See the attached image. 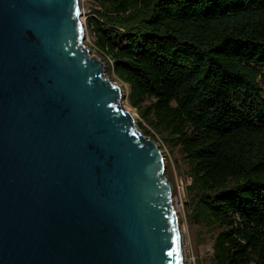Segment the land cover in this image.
Listing matches in <instances>:
<instances>
[{"label": "water", "instance_id": "water-1", "mask_svg": "<svg viewBox=\"0 0 264 264\" xmlns=\"http://www.w3.org/2000/svg\"><path fill=\"white\" fill-rule=\"evenodd\" d=\"M80 17L0 0V264H183L162 153Z\"/></svg>", "mask_w": 264, "mask_h": 264}, {"label": "trees", "instance_id": "trees-1", "mask_svg": "<svg viewBox=\"0 0 264 264\" xmlns=\"http://www.w3.org/2000/svg\"><path fill=\"white\" fill-rule=\"evenodd\" d=\"M90 1L92 48L138 129L179 148L201 221L221 230L215 263L264 264V0Z\"/></svg>", "mask_w": 264, "mask_h": 264}, {"label": "rangeland", "instance_id": "rangeland-1", "mask_svg": "<svg viewBox=\"0 0 264 264\" xmlns=\"http://www.w3.org/2000/svg\"><path fill=\"white\" fill-rule=\"evenodd\" d=\"M79 5L81 12L80 18L85 31L83 44L88 48L90 56L99 59L97 53L92 48V38L86 28V20L92 16L91 10L95 9V5L90 0H79ZM107 73L105 68L107 78L122 89L121 107L134 116V122L137 126L141 122V118L138 111L129 105L128 87L122 84L112 73ZM148 104L149 102H144L145 106ZM143 126L146 127V124H143ZM147 130L150 134H153V131L148 128ZM145 137L150 139L148 136ZM154 140L162 153L165 164L164 175L172 191V205L176 213L180 232L183 264H216L213 258L212 247L217 234L221 230L208 226L201 221V215L197 212L195 192L191 188L189 168L182 161L179 148L169 147L157 135L154 136Z\"/></svg>", "mask_w": 264, "mask_h": 264}, {"label": "bare ground", "instance_id": "bare-ground-1", "mask_svg": "<svg viewBox=\"0 0 264 264\" xmlns=\"http://www.w3.org/2000/svg\"><path fill=\"white\" fill-rule=\"evenodd\" d=\"M130 117H131L132 119H134V116H133L132 114L130 115Z\"/></svg>", "mask_w": 264, "mask_h": 264}]
</instances>
